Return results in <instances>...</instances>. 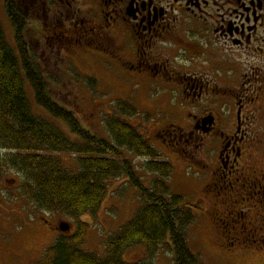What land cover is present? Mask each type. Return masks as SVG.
<instances>
[{
    "label": "flooded vegetation",
    "instance_id": "flooded-vegetation-1",
    "mask_svg": "<svg viewBox=\"0 0 264 264\" xmlns=\"http://www.w3.org/2000/svg\"><path fill=\"white\" fill-rule=\"evenodd\" d=\"M72 1L52 0L53 39L104 52L123 68L127 95L141 92L162 114L154 126L163 123V143L201 166L222 241L264 240V137L252 131L264 112V0H85L83 9ZM18 4L32 21L46 2Z\"/></svg>",
    "mask_w": 264,
    "mask_h": 264
},
{
    "label": "trees",
    "instance_id": "trees-1",
    "mask_svg": "<svg viewBox=\"0 0 264 264\" xmlns=\"http://www.w3.org/2000/svg\"><path fill=\"white\" fill-rule=\"evenodd\" d=\"M18 1L4 0L14 29V46L6 40L0 23V150L6 151L2 159L21 174V193L35 208L61 214L75 224L74 232L60 233L37 264H152L149 259L158 250L172 251L175 264H202L186 240L194 220L190 206L165 182L173 170L171 163L156 161L153 147L126 120L139 116L135 106L122 100L114 102L115 113L104 119L105 137L83 128L70 110L51 98L46 77L26 38L30 21ZM26 85L36 105L48 116L64 120L78 141L33 112ZM121 150L136 158H152L143 163L146 172L159 176L150 187L143 185ZM59 154L76 156L75 167L65 165ZM120 177L137 188L141 203L131 220L104 242L105 255L100 258L81 248L88 227L81 217L98 211L108 181ZM136 245L144 248L147 259L125 262L124 251Z\"/></svg>",
    "mask_w": 264,
    "mask_h": 264
},
{
    "label": "rangeland",
    "instance_id": "rangeland-1",
    "mask_svg": "<svg viewBox=\"0 0 264 264\" xmlns=\"http://www.w3.org/2000/svg\"><path fill=\"white\" fill-rule=\"evenodd\" d=\"M45 2L43 12H39L38 18L32 16L34 24L29 20L26 38L46 77L51 98L66 110H70L83 128L103 137H105L104 119L115 113L114 102L133 100L132 103L139 110L140 115H145L148 119L139 115L135 118H127V122L135 127L153 147L156 161L171 163L172 173L165 179L170 191L183 196L189 204H192L190 209L194 220L186 231V240L191 252L202 264H264V240L222 241L218 236L209 213V210H212V200H210L212 196L203 190L204 178L195 171L201 166L198 164L191 167L188 161L173 150L174 146L163 143L159 137L160 133L157 132L163 123L154 126L157 120L162 118V114L153 111L141 92L133 99L127 95L129 93L126 91L123 68L104 52L94 50L95 48L88 43L84 45L65 41L59 44L57 38L53 39L55 36L48 29L50 25L47 26L49 24L47 22L54 20L50 10L52 0ZM72 2L74 8L86 7L83 5L85 0ZM72 5L67 3L64 6L59 5L63 16L66 17L62 25L64 31L67 30L66 36L70 31L72 32V22L69 21ZM0 23L6 40L14 46V29L7 16L4 0H0ZM251 61V59H240L239 62H245L247 67L248 62ZM213 72L216 73L215 70ZM222 72L218 71V74ZM90 79L93 83L89 82ZM26 90L35 114L52 121L62 134L78 141L64 120L48 116V113L36 105L30 86L26 85ZM159 96L158 91L150 94L151 98ZM256 115L257 125L252 127V131L264 137V112ZM260 149L264 150L263 143ZM121 152L131 160L144 186L150 187L152 180L159 177L157 174L146 172L143 168V163L152 158H136L125 150ZM5 155L6 151L0 150V264H37L43 251L52 246L60 235L59 224L71 220L61 214L42 212L35 208L21 193V174L10 164L3 162L2 158ZM59 157L65 165L75 167L76 156L59 154ZM203 191L204 198L196 201L197 196ZM140 203L137 188L125 177L108 181L107 193L98 211L93 215L85 214L81 217V221L88 225L85 242L81 248L103 258L104 242L131 220ZM71 228L72 233L75 228L74 222ZM167 243H170L169 239ZM144 252L142 246H132L124 251L122 258L127 263L138 262L147 259ZM149 261L152 264H175L172 251L158 250Z\"/></svg>",
    "mask_w": 264,
    "mask_h": 264
},
{
    "label": "water",
    "instance_id": "water-1",
    "mask_svg": "<svg viewBox=\"0 0 264 264\" xmlns=\"http://www.w3.org/2000/svg\"><path fill=\"white\" fill-rule=\"evenodd\" d=\"M59 229L62 232H69L70 225L68 223L62 222V223L59 224Z\"/></svg>",
    "mask_w": 264,
    "mask_h": 264
},
{
    "label": "bare ground",
    "instance_id": "bare-ground-1",
    "mask_svg": "<svg viewBox=\"0 0 264 264\" xmlns=\"http://www.w3.org/2000/svg\"><path fill=\"white\" fill-rule=\"evenodd\" d=\"M60 105V104H59ZM161 112H163V111H161ZM77 139H78V137H77ZM80 139V138H79ZM80 141H81V139H80ZM75 155H77V154H75ZM51 215H53V214H51Z\"/></svg>",
    "mask_w": 264,
    "mask_h": 264
}]
</instances>
